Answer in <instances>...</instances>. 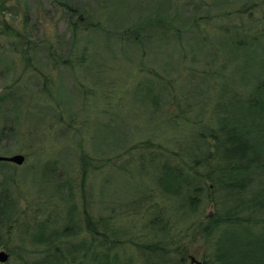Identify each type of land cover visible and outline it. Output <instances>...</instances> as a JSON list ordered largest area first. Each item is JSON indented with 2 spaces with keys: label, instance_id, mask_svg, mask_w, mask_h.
Here are the masks:
<instances>
[{
  "label": "rangeland",
  "instance_id": "374dc122",
  "mask_svg": "<svg viewBox=\"0 0 264 264\" xmlns=\"http://www.w3.org/2000/svg\"><path fill=\"white\" fill-rule=\"evenodd\" d=\"M0 2V154L24 155L0 165L4 264L35 260L39 231L65 247L91 240L81 194L91 217L120 229L118 251L134 264H157L138 247L158 241L156 219L177 246L168 264H209L197 223L216 207L205 198L182 217L157 169L188 166L220 127L249 126L239 99L242 82L264 78V0H66L72 12L58 0ZM69 195L80 234L62 242Z\"/></svg>",
  "mask_w": 264,
  "mask_h": 264
},
{
  "label": "trees",
  "instance_id": "16d2710c",
  "mask_svg": "<svg viewBox=\"0 0 264 264\" xmlns=\"http://www.w3.org/2000/svg\"><path fill=\"white\" fill-rule=\"evenodd\" d=\"M58 1L66 11L72 12L70 3ZM4 8L0 2V12ZM79 19L80 15L71 21L72 24L76 25ZM10 29L9 24L4 25V31L11 34ZM256 80L251 86L249 82H242L247 92L239 99V103L244 106L242 110L247 109L250 113L249 126L245 125L243 131L220 127L209 135L212 148L201 150L188 166H182L183 163L178 160H170L157 169L158 186L162 192L177 199L176 210L182 213V217L195 213L205 198L216 207V213L206 216V222L200 220L197 223L203 227L200 233L208 238L212 256L209 264H264V78ZM199 164L203 172L197 169ZM80 196L83 198L80 214L86 221L91 240L65 247L54 241L55 235H43L39 231L32 241L36 242V246L39 245L38 249L41 248L37 250L40 255L33 261L21 264H134L132 258L118 251L121 243L115 242L114 236L115 232H121L120 229L113 227L110 231L105 219L95 220L91 217L86 207L89 202L84 199L86 196ZM69 197L71 206L66 213V222L60 228L62 242L80 234L76 228L78 204L73 201L74 196ZM123 205H113V218L117 209L123 210ZM1 210L0 215L5 214L7 219L9 208L2 206ZM157 221L159 225L154 226ZM151 223L155 229L152 233L158 241L139 243L138 247L149 248L150 252L159 254L157 257L154 255V263L161 264V260L166 261L171 254L176 253L177 246L173 242L169 243L172 239L166 240L168 225L165 222L156 219ZM178 246L182 247L180 243ZM150 252L143 257L152 260L153 254Z\"/></svg>",
  "mask_w": 264,
  "mask_h": 264
},
{
  "label": "water",
  "instance_id": "95a60500",
  "mask_svg": "<svg viewBox=\"0 0 264 264\" xmlns=\"http://www.w3.org/2000/svg\"><path fill=\"white\" fill-rule=\"evenodd\" d=\"M0 161H7L12 162L16 165H21L24 161V155L20 154H11V156L1 155L0 154ZM9 258V254L5 250H0V263L4 264ZM192 262L196 264H200L199 261L195 260L193 257L191 259Z\"/></svg>",
  "mask_w": 264,
  "mask_h": 264
},
{
  "label": "flooded vegetation",
  "instance_id": "af4514ba",
  "mask_svg": "<svg viewBox=\"0 0 264 264\" xmlns=\"http://www.w3.org/2000/svg\"><path fill=\"white\" fill-rule=\"evenodd\" d=\"M3 163H8L10 164V162H7V161H0V165L3 164ZM3 249L2 247H0V250Z\"/></svg>",
  "mask_w": 264,
  "mask_h": 264
}]
</instances>
